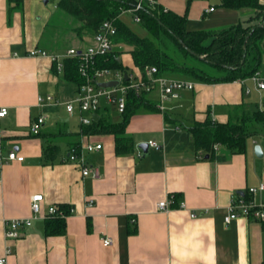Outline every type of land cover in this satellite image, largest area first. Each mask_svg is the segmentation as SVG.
Instances as JSON below:
<instances>
[{"label":"crops","instance_id":"crops-1","mask_svg":"<svg viewBox=\"0 0 264 264\" xmlns=\"http://www.w3.org/2000/svg\"><path fill=\"white\" fill-rule=\"evenodd\" d=\"M57 1L22 0L21 9L9 11L7 0H0V107L7 110L0 117V256L7 245L11 249L5 264H262L264 223L237 217L226 224L223 216L231 196L264 204V191L247 192L264 183V125L251 122L256 134L246 140L245 152L220 161L195 149L188 129L206 117L226 123L241 112L262 110L264 86L257 88L251 77L218 83L192 80L193 88L163 102L162 111L141 108L132 114L124 129L132 139V152L115 155L112 135L78 134L77 112L69 116L60 104L37 106L38 96L49 94L62 103L74 96L75 84L63 79L61 71L53 72L50 58L82 47L91 37L79 39L74 28L65 27L72 18L58 9ZM156 1L185 16L190 31H216L245 24L253 16L252 9H226L221 0ZM120 48L115 47L121 52L117 59L129 72L134 67L131 56ZM31 50L45 55L29 56ZM256 73L264 83V52ZM147 98L155 103L157 93ZM110 112L116 114L102 113L107 121L120 120L118 114L108 120ZM41 115L39 132L32 134L30 122ZM76 141L101 145L84 154L85 165L97 169V177L82 176L66 160ZM140 143H147L142 157L136 147ZM48 144L56 151L43 153ZM254 145L261 148V157L255 156ZM215 149L223 155L222 148ZM12 151L23 160H9ZM34 194L43 198V213L48 206L71 209L64 219L65 233L45 236L48 217L38 218L19 238L5 241L4 221L28 218ZM169 196L174 198L171 210H157L156 203ZM179 202L183 209H176ZM105 237L112 243L103 244Z\"/></svg>","mask_w":264,"mask_h":264},{"label":"trees","instance_id":"trees-1","mask_svg":"<svg viewBox=\"0 0 264 264\" xmlns=\"http://www.w3.org/2000/svg\"><path fill=\"white\" fill-rule=\"evenodd\" d=\"M187 3L190 0H185ZM8 10L21 9L22 0H7ZM131 0H58L56 5L65 15L79 23L74 28L75 34L81 39L83 35H93L100 23L115 18L116 34L112 43L128 48L134 67L143 70L145 66L155 68V76H179L181 79L194 80L200 83L232 82L244 80L256 74L264 52V4L258 0H221L220 5L226 9H252V14L245 24H233L219 30L190 31L185 29V16L173 11L164 10L161 6L155 9L139 11L138 26L147 32L139 36L131 30L118 14L121 8L131 6ZM252 21L253 23H249ZM120 51L99 56L95 59L96 68L119 69L126 72L117 59ZM63 65L61 76L75 86L83 79L78 74V64L74 57L61 59ZM55 72L56 64L52 62ZM125 110L120 120L109 122L101 113L96 121L81 127L79 135L110 134L114 137L115 155H128L132 152V139L125 135L124 129L132 114L139 109L157 112L155 103L146 95L130 92L127 96ZM240 107V106H234ZM164 114V119H168ZM234 121L217 123L208 117L204 122L193 123L188 129L195 149L207 155V159L224 160L235 153H244L245 143L249 136L256 134L249 128L251 122L264 125V107L251 113H243ZM75 135V134H74ZM77 135V134H76ZM74 142L72 146L77 147ZM222 148L223 155H218L215 147ZM56 151L48 144L44 152ZM46 154V153H45ZM69 207L59 205L57 210L65 216L53 215L44 220L45 236H59L65 233V217L70 215ZM89 228V223L86 224ZM134 231V230H133ZM132 231V233H133ZM264 264V262L262 263Z\"/></svg>","mask_w":264,"mask_h":264},{"label":"built area","instance_id":"built-area-1","mask_svg":"<svg viewBox=\"0 0 264 264\" xmlns=\"http://www.w3.org/2000/svg\"><path fill=\"white\" fill-rule=\"evenodd\" d=\"M131 6L127 8H121L118 14V18L122 16H129L131 21L135 24L140 23V17L138 12L143 9H155L158 6L156 0H131ZM165 10V9H164ZM210 10H212L210 8ZM115 18L103 20L96 32L90 37V41L84 43L82 47L74 48L70 47L65 51L63 55H54L50 58L51 63L56 64V70L61 71L63 65L61 59L74 57L78 64V74L83 82L75 86L74 96L67 102H60L51 95L38 96L37 106H55L62 105L65 108L66 113L71 116L75 112L78 114V123L81 127H86L92 123V116L97 117L107 111H113L120 115L125 110V104L127 96L130 92L146 95L147 97L154 92L157 93V100L155 101L158 110L162 111L164 106L162 103L177 98L181 91L191 90L194 86L192 80L170 78L164 75L155 76V68L152 66H145L142 71L133 67L126 72L119 69L110 68H96L95 59L99 56L106 55L113 50L115 47L121 49L119 45L112 43L113 36L116 34V27L114 23ZM29 56L45 55L43 50H31L28 53ZM127 77L125 79V77ZM259 89L264 86L263 79L261 80L256 73L251 77ZM116 81L114 86L102 87L99 84L101 82ZM7 114V110L4 107H0V117ZM44 116L35 118L30 122L29 131L32 134L39 132ZM148 145L154 148L157 144L148 141ZM100 144L90 143H79L77 147L72 146L69 150L67 161L75 163L80 168L82 176L91 175L97 177V169L85 165L84 154L86 151L99 150ZM8 159L13 161L21 162L22 156H18L13 151L8 153ZM264 191V183L258 184L256 187H250L247 192L251 195ZM29 211L30 216L28 218L14 219L10 221H4V239L5 241L15 240L19 238L25 229L29 228L32 221L38 218L51 217L53 215L65 216L64 212L57 210L55 206H48L45 208L44 213L42 211L43 198L40 194H34L30 197ZM174 201L173 196H169L167 199L157 202L155 207L159 211L171 210V203ZM183 209L184 204L179 202L176 209ZM71 213V209H69ZM195 214H190L193 217ZM237 217H243L252 219L261 223H264V204L255 203L252 197L244 198L243 196H231L228 205L227 212L223 216V222L229 224ZM103 244L109 245L112 243L110 238L105 237L101 240ZM11 251L10 246L7 245L5 248V254L0 256V264L6 263L5 256Z\"/></svg>","mask_w":264,"mask_h":264},{"label":"rangeland","instance_id":"rangeland-1","mask_svg":"<svg viewBox=\"0 0 264 264\" xmlns=\"http://www.w3.org/2000/svg\"><path fill=\"white\" fill-rule=\"evenodd\" d=\"M121 19H122V21L126 24V25H128L130 28H131V30L133 31V32H135L136 34H138L139 36H142V35H144V36H146L147 35V32H145L144 31V29H141L137 24H135V23H133L132 21H131V18L129 17H127V16H122L121 17ZM67 26H65L66 28H70L69 30H73V28H77L78 26H79V23L78 22H76L74 19H71V22L70 23H68V24H66ZM73 34H74V32H73ZM73 37L75 36V35H72ZM72 37V38H73ZM68 45H69V43H68ZM125 47V46H124ZM125 49H126V51H128V48L127 47H125ZM111 113V112H110ZM115 116H117L116 114H113V113H111L110 115H109V117H108V120H112L113 118H115ZM258 123V122H257ZM256 124V123H255ZM258 124H261V123H258ZM254 125V124H253ZM257 125V124H256ZM261 126H263V125H261Z\"/></svg>","mask_w":264,"mask_h":264},{"label":"water","instance_id":"water-1","mask_svg":"<svg viewBox=\"0 0 264 264\" xmlns=\"http://www.w3.org/2000/svg\"><path fill=\"white\" fill-rule=\"evenodd\" d=\"M123 77H125V75H123ZM127 77H125L126 79ZM116 83V81H108V82H101L99 85L102 86V87H111V86H114V84ZM97 116L96 115H93L92 116V120L93 121H96L97 120ZM137 149H139L142 153H141V157L146 155L147 153V143H140L138 144L137 146ZM254 154L255 156L257 157H261V148L257 145H254Z\"/></svg>","mask_w":264,"mask_h":264}]
</instances>
